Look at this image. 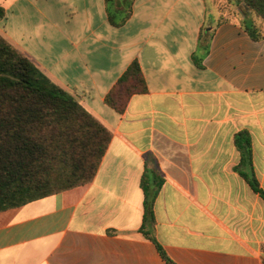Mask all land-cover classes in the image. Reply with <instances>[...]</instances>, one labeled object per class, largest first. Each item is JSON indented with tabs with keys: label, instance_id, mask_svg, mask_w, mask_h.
Masks as SVG:
<instances>
[{
	"label": "crops",
	"instance_id": "crops-1",
	"mask_svg": "<svg viewBox=\"0 0 264 264\" xmlns=\"http://www.w3.org/2000/svg\"><path fill=\"white\" fill-rule=\"evenodd\" d=\"M121 1L112 10L121 12ZM0 37L111 133L93 180L0 212V264H264V39L236 0H0ZM137 61L147 93L123 114L106 95ZM250 134L252 169L235 145ZM243 174H247V180Z\"/></svg>",
	"mask_w": 264,
	"mask_h": 264
},
{
	"label": "trees",
	"instance_id": "trees-1",
	"mask_svg": "<svg viewBox=\"0 0 264 264\" xmlns=\"http://www.w3.org/2000/svg\"><path fill=\"white\" fill-rule=\"evenodd\" d=\"M123 10L114 12L116 0H107L109 20L123 25L132 13L134 0H120ZM257 23L247 19L242 27L254 41L264 39V0H236ZM5 16L0 8V20ZM147 93L141 67L133 62L106 95L105 103L123 114L134 95ZM110 131L75 95L45 75L24 54L0 37V212L23 206L85 185L96 176L111 141ZM235 145L241 165L252 169L250 134L239 132ZM243 176L249 180L247 174ZM250 181L264 200L254 171ZM145 192L141 232L153 241L160 256L174 264L156 241L151 227L154 201L148 176L142 179Z\"/></svg>",
	"mask_w": 264,
	"mask_h": 264
}]
</instances>
